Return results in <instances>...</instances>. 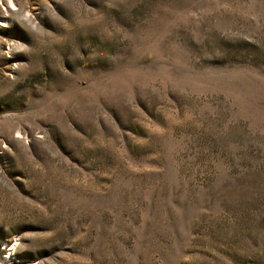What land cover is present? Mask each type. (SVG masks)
<instances>
[{
	"label": "rangeland",
	"instance_id": "rangeland-1",
	"mask_svg": "<svg viewBox=\"0 0 264 264\" xmlns=\"http://www.w3.org/2000/svg\"><path fill=\"white\" fill-rule=\"evenodd\" d=\"M0 264H264V0H0Z\"/></svg>",
	"mask_w": 264,
	"mask_h": 264
},
{
	"label": "bare ground",
	"instance_id": "bare-ground-1",
	"mask_svg": "<svg viewBox=\"0 0 264 264\" xmlns=\"http://www.w3.org/2000/svg\"><path fill=\"white\" fill-rule=\"evenodd\" d=\"M14 249V248H13Z\"/></svg>",
	"mask_w": 264,
	"mask_h": 264
}]
</instances>
